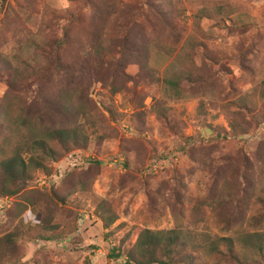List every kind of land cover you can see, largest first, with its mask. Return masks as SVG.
Wrapping results in <instances>:
<instances>
[{"label":"rangeland","instance_id":"374dc122","mask_svg":"<svg viewBox=\"0 0 264 264\" xmlns=\"http://www.w3.org/2000/svg\"><path fill=\"white\" fill-rule=\"evenodd\" d=\"M147 2L0 0V123H4V105L15 115L25 109L31 116L40 109L36 101L57 102L68 88L65 78L54 71L47 82L30 78L23 89L22 77H18L19 90L8 89L13 76L7 68L31 67L36 72L40 56L43 63L45 53L54 56V41L64 40L57 57L61 64L75 55L93 63L95 49L100 47L99 36L115 42L125 35L124 24L129 23L141 27L140 35L129 43L143 52L138 59L118 56L112 60L122 61L118 65L122 71L109 67L110 61L103 68L109 71L92 79L86 77L88 118L82 117L79 122L87 148L71 149L50 165L49 173H33L27 184V191L37 192L32 199L36 205L43 201V194L60 192L66 197L59 207L76 213L77 219L80 216L74 233L48 242L22 237L18 244L24 249L23 257L15 255L16 259L3 264H127V252L140 230L175 228L182 231L185 242L192 241L190 245L194 246L186 245L181 255L193 257L194 264H224L211 260L201 250L218 238L234 239L235 252L247 264H264V225L252 229L245 223L262 212L258 202L264 199V116L259 117L261 123L256 129L237 138L230 122L249 126L254 120L246 114L235 115L237 108L228 106L243 98L248 100L264 88V0H182L191 16L203 12V21L196 28L176 24L174 30L158 21ZM155 4L170 13L168 0H155ZM217 7L224 10L223 23L204 18ZM189 34L197 44L191 53L192 64L205 82L194 90L180 83L182 93L163 85V67L154 69L160 65L161 55L152 51L157 44L178 49ZM112 45V51L120 50ZM165 52L170 53L168 48ZM45 64L49 66V62ZM44 119L57 124V118L46 110ZM9 143L3 146L4 152L12 150ZM241 152L252 163L242 170V176L251 179L249 186L239 178L244 191L238 206L245 225L228 230L206 201L207 189L216 178L201 176L199 168L212 160L225 173L231 165L236 168ZM95 161L101 162L100 171L92 189L83 193V169L91 168L90 163ZM143 167L146 169L140 174ZM74 187L78 191L70 196L68 192ZM25 194L0 197V238L12 232L18 221L36 223L29 204L24 212L17 207L27 204ZM125 195L130 198L128 202L122 201ZM102 200L114 201L118 208L119 216L109 228L96 216ZM237 232L239 238L247 234L251 238L235 241ZM111 250L119 257L110 258Z\"/></svg>","mask_w":264,"mask_h":264},{"label":"trees","instance_id":"16d2710c","mask_svg":"<svg viewBox=\"0 0 264 264\" xmlns=\"http://www.w3.org/2000/svg\"><path fill=\"white\" fill-rule=\"evenodd\" d=\"M168 3L170 13L155 4V0H148L147 5L157 15L158 21L169 29L174 30L176 24L180 28H185L189 24L196 28L199 26L200 21H203L201 14L204 13L200 12V14L191 16L188 14L182 0H168ZM222 9V7H217L213 14H206L207 16L204 18L207 20L216 19L218 22L223 23L224 19L221 16H223L224 10ZM124 26L127 28L125 35L120 39H116L115 42L113 38L99 36L100 47L95 49L96 56L92 60L93 63L82 55H75L72 60L69 58L70 62L61 64L57 58L59 56L58 52L63 48L62 42L64 40L61 39L54 41L56 44L55 49L51 47L54 52L53 57L47 56L48 52V54H43L44 62H49V66L41 62L40 56V67L37 68L36 72L31 67L19 69L11 65L7 68L10 75L12 74L13 76L8 84L9 92H17L19 90L16 83V78L18 77H22L24 83L22 87L24 89L30 78H34L39 82H47L51 72L54 71H57L65 78L68 88L64 91L62 90L64 94L60 96V100L57 102L44 100L40 104V102L36 101L34 104L40 105V109L36 113H32L31 116L30 114L26 115L25 109L20 110L19 114L15 115L8 105L3 106L1 113H3L2 122L4 123H0V197L8 199L26 191L23 198L27 204L19 203L17 207L24 212L27 209L25 207L29 204L30 211L35 214L36 223L31 225L26 220L24 221L25 223L18 221L12 232L0 238V264L16 259L15 255L23 257L24 249H21L18 244L22 237L27 236L32 240L48 242L62 235L74 233V225L77 223L76 213L65 211L59 207L60 203L64 204L66 197L60 192H56L53 196L43 194L41 196L43 201H39V204L36 205L32 199L37 192L27 191V184L33 173H49L51 170L50 165L60 160L71 149L87 148L88 142L84 138L83 126L79 122L80 119H83L82 117L88 118L85 104L90 101L88 98L89 85L86 83L88 78L86 77L92 79L95 75L101 76V73L109 71L110 69L103 68L110 61L112 64L109 67L114 66L115 70L119 69V71H122L118 66L121 65L122 61H112L117 59L118 56H132L134 59H138L143 55V52H139L135 45L129 43L132 37L140 35L141 27L130 26L129 23H125ZM112 42L120 50L112 51L110 49ZM65 43L67 44L66 41ZM116 43L117 45H115ZM195 43L196 41L189 34L183 45L178 49L163 47L159 44L153 47L152 54L161 55V60L158 62L160 65H155L154 69L158 71L157 68L163 67L161 82L164 86L183 93L180 83H186L189 85V90H194L205 82L199 71L192 64L191 53L197 49V44ZM167 48L170 51L168 55L165 52ZM95 71L99 74H96ZM77 74H81L79 75L80 79L77 78ZM85 78L86 80L83 83ZM184 92L188 91L185 89ZM81 97L84 99L83 102ZM228 106L237 108L235 115L237 113V115L244 116L246 114L253 117L254 122L249 126L242 123L235 125L230 122L235 137L241 138L244 135H248L250 131L256 129L261 123L259 117L264 116V88L257 94L254 93L250 99L245 100L243 98ZM45 110L57 118V124L49 123L44 119ZM110 114L114 115L112 111H110ZM47 117H50V115ZM8 142H10L12 150L4 152L3 146H7ZM261 146L258 152L262 150ZM254 156L256 159L258 153L254 154ZM251 164V161L242 153L238 158L236 168L232 169L231 165L225 173L218 169L219 163L212 160L205 161L199 168L201 176H208L210 179L216 178L214 184L207 189L206 201L211 210L219 215L221 222L228 230L241 228L245 223L252 229H257L264 225V199H259L260 202H258L262 212L251 216L245 223L244 213L238 206V203L241 204L242 202L241 192L244 191L239 178L243 177L246 186H249L251 179L247 178L246 175L242 176V170L250 168ZM101 165V162L95 161L90 163L91 168L86 167L83 169V193L92 189ZM262 165L264 168V162ZM124 167L126 168L127 165L124 164ZM145 167L140 169V174L146 169ZM135 180L137 179L135 178ZM75 191H78V188H71L68 193L71 196ZM134 191L132 190L133 194ZM237 198L240 202H238ZM129 199V196H126V199L122 201L128 202ZM100 202L103 203L96 209V216L99 217L105 228H109L119 216L118 208L116 209V206L112 204L114 201L102 200ZM65 213L69 218L65 216ZM29 214L32 215L30 212ZM78 219H80V216ZM182 234V231L178 228L168 231L140 230L134 246L127 252V264H194L193 257L181 255L182 252L186 251V245L194 246L190 245V243L192 244L190 239L185 242ZM236 238L238 239H235V241H247L251 238V235L247 234L242 239L239 238L237 232ZM234 245V239L232 238H218L209 246L207 245V248H201V250L207 257L211 260H216L218 263L247 264V260L241 258L235 252ZM258 251L262 252L261 247L258 248ZM109 257L116 258L119 255L114 254L111 250Z\"/></svg>","mask_w":264,"mask_h":264}]
</instances>
